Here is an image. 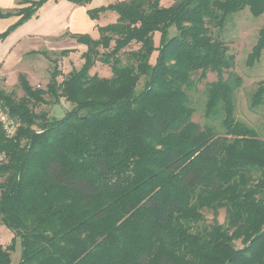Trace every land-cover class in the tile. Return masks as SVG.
<instances>
[{"label":"trees","instance_id":"16d2710c","mask_svg":"<svg viewBox=\"0 0 264 264\" xmlns=\"http://www.w3.org/2000/svg\"><path fill=\"white\" fill-rule=\"evenodd\" d=\"M48 1L0 9L2 18L19 16L0 40ZM245 8L260 17L264 0H116L88 8L92 20L108 10L116 19L96 25V38L64 34L86 47L80 68L59 81L58 62L43 52L54 63L46 89L23 75L22 96L0 88V103L21 122L11 138L0 123L7 157L0 163V264H12L17 242L18 264H264V139L236 117L243 80L231 71L228 45L211 33ZM263 50L264 24L247 63ZM97 62L112 76L91 74ZM198 72V80L216 74L204 116L219 126L194 120L188 91ZM61 98L72 104L62 118L35 110ZM249 104L264 105V80ZM2 226L13 233L8 245Z\"/></svg>","mask_w":264,"mask_h":264},{"label":"rangeland","instance_id":"374dc122","mask_svg":"<svg viewBox=\"0 0 264 264\" xmlns=\"http://www.w3.org/2000/svg\"><path fill=\"white\" fill-rule=\"evenodd\" d=\"M116 0H91L89 8H95L100 6H107ZM67 1H65L66 3ZM174 0H161V4L168 6L171 5ZM62 3L61 6H56L53 0H49L45 3L39 10L43 15V21H37L36 25L38 30L44 31V28H48L50 33L57 34L65 29L67 21H71L69 24L70 31L76 29L79 33H88L92 37L98 36L97 28H93L91 24H86L85 17L81 10L75 9L73 15L71 16V9L67 3ZM69 4V3H68ZM74 17V20L73 19ZM90 18V17H89ZM116 19V14L113 11H106L101 14L99 18L98 25L104 26L106 24L114 22ZM264 24V15L260 17H254L250 12L249 8L236 13L230 17L223 28H211V33L214 39H220L224 41L229 49L230 53L235 56L234 67L231 71L239 76H241L243 83L242 86L236 92V117L243 122L250 124L255 127L260 136L264 139V105L258 108H250V94L256 87L257 83L264 80V50L262 51L260 60L256 61L253 65L247 63L248 55L252 51L253 46L256 44L259 37L260 29ZM67 29V28H66ZM177 34L176 29L172 28L169 32L170 36ZM67 38L62 37L53 39V45L42 47L43 50L37 54L25 57L15 66L9 68L5 71V74L0 73V88L5 89L7 92H16L20 97L24 94L23 89L20 86V75H23L29 84L33 87H41L46 89L47 83L50 80V72L54 67V63L51 62L48 56L55 59L58 62V66L62 72V75L58 77L61 81L73 68H80L84 62L82 58V53L86 48L78 45L77 43L67 41ZM63 40V41H62ZM2 41V40H0ZM160 34H155V43L159 44ZM138 45L133 44L130 48H137ZM63 49H73L74 51L61 56L60 51ZM46 52V53H43ZM154 57L152 62H154ZM97 73L100 77H111V68L103 64L102 62H97L91 69V74ZM199 72L195 75V87L188 91L190 101L192 105L197 110L194 120L201 125L205 124H215L219 126V121L214 119H207L204 116V105H205V89L209 82L216 79V74L208 72L206 77L199 79ZM225 76H227L225 74ZM142 86V82L139 88ZM48 98V96H46ZM72 104L65 98H61L59 102L54 104H41L36 106L35 110L37 112L43 111L47 113L48 118L56 117L62 118L68 110H70ZM37 129V127H36ZM220 129V127H219ZM221 130V129H220ZM1 181V178H0ZM219 221L224 222V212H220ZM208 219H212V214H208ZM1 242L4 245H8L11 242L13 233L5 226L1 227ZM236 247H242L240 241L235 242ZM20 258V244L19 242L15 245V250L12 252V264H18Z\"/></svg>","mask_w":264,"mask_h":264},{"label":"crops","instance_id":"0c3cea01","mask_svg":"<svg viewBox=\"0 0 264 264\" xmlns=\"http://www.w3.org/2000/svg\"><path fill=\"white\" fill-rule=\"evenodd\" d=\"M19 1L20 0H0V9H2L3 11H11L24 6L19 4ZM53 1L55 4H57L56 6H61V4L65 3V1L67 0H57V1L53 0ZM66 3L67 5L72 7L70 13L71 16L73 15L72 12L75 11V9L81 10L85 17L86 24L89 23L93 26V28H96L99 19L92 20L91 18H89L87 14V9L89 8V5L79 6L69 1H67ZM41 16L43 15L40 12H38V17H33L25 21L22 25L18 26L14 31H12L4 40L0 41V73L1 74L2 73L5 74V71L18 64V62H20L21 60H24L25 57L43 51L40 50L42 47L52 46L53 39L66 37L64 36V34L68 32L79 33L78 31H76V29L70 31L69 29L70 27H67L69 26V24H71V21H67L65 25L67 29L65 28L57 34L50 33L48 31L50 29L48 28H44L45 29L44 31L38 30L36 25L37 23L36 19L37 21L39 20L42 22L43 17ZM74 17L75 16H73L72 20H74ZM18 19L19 16L16 15L4 17V18L0 17V33L5 31L10 25L14 24ZM69 39L77 43L72 38H67L64 41H67ZM78 45H81L82 47L86 48L82 44H78Z\"/></svg>","mask_w":264,"mask_h":264},{"label":"built area","instance_id":"2783aa9c","mask_svg":"<svg viewBox=\"0 0 264 264\" xmlns=\"http://www.w3.org/2000/svg\"><path fill=\"white\" fill-rule=\"evenodd\" d=\"M0 123L8 138L15 136L21 126L20 120L13 117L9 110L0 103ZM6 153L0 150V163L6 161Z\"/></svg>","mask_w":264,"mask_h":264}]
</instances>
